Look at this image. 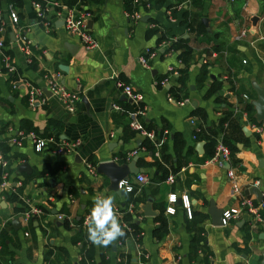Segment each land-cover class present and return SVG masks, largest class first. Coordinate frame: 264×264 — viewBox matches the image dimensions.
Segmentation results:
<instances>
[{"label": "crops", "instance_id": "1", "mask_svg": "<svg viewBox=\"0 0 264 264\" xmlns=\"http://www.w3.org/2000/svg\"><path fill=\"white\" fill-rule=\"evenodd\" d=\"M34 1L19 0V7L12 5L18 27L31 42L28 60L17 43L10 41L9 35L14 38L16 30L3 12L4 51L14 72L8 74L0 63V154L7 164V185L0 189V264H261L264 234L260 226L250 224L249 217L241 213L226 226L214 227L206 210L210 200L217 210L227 211L250 199L264 217V121H255L251 105L256 99L253 84L264 93V0H160L158 5L154 0H132L130 11L125 8L126 0H44L42 20L48 24L47 30L36 18ZM53 3L88 14L85 24L97 42L96 50H85L65 33ZM134 12L139 15L135 23L125 16ZM184 15L186 22H192L190 31ZM253 17L257 22L250 34ZM242 29L246 36L238 40ZM172 44L190 49L185 64L178 59L180 51L170 48ZM145 49L157 51L148 61V69L137 62ZM168 68L176 75L168 73ZM202 68L207 75L198 80ZM179 70L185 71L182 88L177 83ZM10 75L15 76V88L10 86ZM46 79L76 94L73 113L50 96L34 108L27 106L25 84L46 90ZM117 82L142 95L145 128L157 135L161 129L166 133L162 151L166 162L160 153L157 159L141 150L146 141L128 128L127 113L137 106L121 94ZM213 82L220 86L207 97L205 91ZM169 90L176 92L179 101L187 102L179 106L167 101V97L175 99ZM247 105L250 112L244 110ZM196 110L203 113L204 122L198 120ZM226 110L239 116L245 112L247 120L252 118L261 129L256 134L238 119L246 145H235V162L229 163L239 190L234 196L223 168L211 159L201 161L206 140L194 134L199 124L204 130L216 126ZM10 129L54 142L77 140L80 145L70 154L53 153V145L35 152L28 139L19 146L10 143ZM122 135L130 137L123 141ZM133 151L136 153L129 156ZM134 157L147 181L138 184L135 176H129L127 183L136 188L132 195L136 201L128 204V193L110 191L107 178L95 168L108 161L127 164ZM155 163L166 170L164 178ZM23 164L28 166L27 172L19 169ZM87 166L94 169V176ZM167 176H172V184L165 181ZM250 188L259 190V201L254 194H245ZM170 194L175 195L171 215L165 213ZM96 195L114 196L120 222H124V212L129 214L139 229L138 238L124 222L127 236L115 242L113 252L111 246L98 247L89 241L83 220ZM181 196L189 202L191 220L181 206ZM24 199L41 209L40 218L24 220ZM128 205L132 206L129 212ZM146 206L153 216L144 215ZM159 216L165 232L157 239L155 219ZM195 228L202 231L203 247L194 257L189 244Z\"/></svg>", "mask_w": 264, "mask_h": 264}, {"label": "built area", "instance_id": "2", "mask_svg": "<svg viewBox=\"0 0 264 264\" xmlns=\"http://www.w3.org/2000/svg\"><path fill=\"white\" fill-rule=\"evenodd\" d=\"M228 1L232 2L233 0H228ZM51 5L52 7H55L56 9L58 8L56 11V17L61 18L62 27L68 36H72L76 38L79 41V43L82 45V47L87 51H94L98 48L97 42L89 34L88 29L85 24V20L88 17L87 13H77L72 9H67L64 7L59 8V6L56 3H53ZM33 6L36 10L37 20L42 22L41 24H42L43 29L47 30L48 24L46 22H43L42 20V17L46 9L41 10L40 6L34 3H33ZM4 11L6 13V18L8 22L12 26H14L16 30V34L14 35V42L17 43L20 52L25 56V59L27 60L31 56V53H30L31 42L25 37L24 29L22 27L17 26L18 24L17 12L12 8L11 5L2 7L0 3V63L7 73L11 74L12 72H14V67L10 61L9 56L4 53L5 52L4 42H3L4 31H5V22L3 19ZM125 16L134 23L137 22V20L139 19V15L136 12L130 15H125ZM245 36H246V31L242 29L237 39L238 40L243 39ZM156 52H157L156 50L150 51L148 49H145L143 53L137 57V62L142 68L148 69L149 68L148 61L155 57ZM167 71L168 73H171L172 75H176V73L170 68H168ZM164 82L165 80L160 81V85H163ZM25 86L27 88L26 101H27V106L29 108H34L38 104H43L45 102L46 97H44L40 89L31 87L30 85H26V84ZM116 86L117 88H119L121 94L124 97L129 99L131 102H133L137 106L136 110L127 113V116L129 118V122H128L129 130L133 132L139 138L145 141H148L153 147L152 155L155 158L159 159V150L163 146L164 142L166 141V133L163 132L159 136L153 130H147L145 128L141 120V117L144 115V112H145V107L140 106V104H142V101H143V97L140 93L134 92L130 85H124V84L117 82ZM45 89L47 92H49L50 97H54L57 100L61 101L64 104L66 110L69 113H73L74 111L73 105L76 101H78L76 94L67 92L57 82L51 79H46ZM243 99H246V97L243 96ZM167 101L174 102L175 100L172 99L171 97H167ZM186 102H187L186 100L175 101V103L179 106L184 105ZM240 117L246 122L247 126H249L250 129H252L256 134H259L261 132V129L257 125L247 120V114L245 112H240ZM189 122L190 124H193L194 121L191 120ZM202 129H203V125L196 126L194 134L199 133ZM8 132L11 136L10 143L16 146H19L22 140L28 139L29 142L32 144L33 150L35 152H40L47 145H53L54 146L53 153L70 154L74 152V150L80 145V142L77 140L73 142H63V141L54 142L51 138L41 139V138L36 137L32 133L24 134L20 131H14L11 129L8 130ZM194 138L195 136L193 135L192 139ZM141 150L143 152H146L145 148H142ZM135 153L136 152L133 151L132 153L129 154V156L134 155ZM211 161L216 163L220 168H223V170L225 171L227 180L231 183L230 194L234 196L237 193H239L237 185L234 182L232 170L229 168L230 152L227 149V147L223 145V143L221 142V139H217L216 142L214 143V149H213ZM224 164H227L228 168H224ZM87 167H88L89 173L92 176H94L95 175L94 169L90 168L89 166ZM6 168H7V164L0 154V170H1L0 189L4 188L7 185L6 183L7 173L5 172ZM135 180L138 184H145L147 181L146 178L141 174L136 175ZM165 181L168 184H172L173 183L172 176H167ZM121 182H119L118 185L121 184ZM123 184H124V192L130 193L132 191V188L130 187V185L127 182H123ZM180 199H181V206L185 210L187 218L190 219L191 214H190L189 202L186 196H181ZM167 203L169 204V206L165 209V213L171 215L174 213V209H173V204H175L174 194H170L167 196ZM22 204L25 208V211L23 212V217L25 221L29 219H38L43 214L41 209L35 206H32L29 203V201L25 199L22 201ZM258 206L262 207V202H260ZM131 208L132 206L128 205V212H129V209ZM241 213H244L246 216L249 217L250 224L260 226L264 234V217L260 216L259 212L257 211L256 206H253V203L250 199H243L240 201L237 208L224 211L222 214L221 225L226 226L231 219L236 218ZM88 216L84 218L83 224H85V221L88 218ZM59 218L60 217H58V219ZM121 225L124 227V229L127 228L124 222L121 223ZM136 246L138 249L139 245L136 244Z\"/></svg>", "mask_w": 264, "mask_h": 264}, {"label": "trees", "instance_id": "3", "mask_svg": "<svg viewBox=\"0 0 264 264\" xmlns=\"http://www.w3.org/2000/svg\"><path fill=\"white\" fill-rule=\"evenodd\" d=\"M131 1L132 0H126L125 2V8L130 11L131 8ZM148 3L151 2V0H146ZM200 0H190V2H194V3H198ZM2 2V3H1ZM0 3L2 5H4L5 7L7 5H13L15 7H19L20 6V2L19 0H0ZM160 3V0H154V5H158ZM34 4H38L41 8V10H45V1L44 0H36L34 1ZM135 8V7H134ZM185 20L184 22L186 23V26L188 27L187 29H189V31L192 29V22H186V15H184ZM190 17H192V15H190ZM4 19V18H3ZM199 25V22L197 23ZM17 26H19L17 24ZM170 48L172 50H179L180 51V55L178 56V59L180 60L181 63L185 64L186 63V59L187 57H189L190 55V49L188 47H181V45H177V44H172L170 46ZM5 54H7L6 52H4ZM179 76L177 77V83L179 84L180 88H182L184 86V79H185V71L184 70H179L178 71ZM207 72L204 70V68L201 69V75L199 77L198 80H205L206 78V74ZM184 75V76H183ZM15 80V76L14 75H10L9 77V81H10V86H13L14 88L16 87L15 84H13L12 82H14ZM220 86L219 83H212L205 91V96H210L211 94H213L215 92V90ZM178 92V91H177ZM167 93H169L171 96H173L175 99V101H179L178 98L176 97V92L169 90ZM216 99V98H215ZM217 100V99H216ZM215 100V101H216ZM245 111H251L252 108L247 105L246 108H244ZM194 114L198 117V120H200L201 122H204V115L203 113H201L199 110H196L194 112ZM239 114H234L231 110H226L223 111L222 117L218 120L217 125L210 128V129H202L200 133H198L196 135V138L201 140L204 139L206 140V143L204 145V155L201 159L202 162L211 159L212 154H213V149H214V137H216L217 135L221 134L222 138H221V142L223 143V145H225L227 147V149L230 152V162L234 163L235 161L233 160V155L236 151L235 149V145L236 144H243L246 145V139L243 137L240 127H239V123H238V119H239ZM252 123L256 124L254 122V120L252 118H249ZM226 125V126H224ZM200 126V124H199ZM147 130L149 129L148 127L146 128ZM163 129H161L159 135L162 134ZM2 133V132H1ZM127 137H130V135H122L121 139L123 141L127 140ZM1 142H0V147H1ZM143 147L145 148L146 151H150L151 153L153 152V147L152 145L146 141L143 144ZM165 145L163 144V146L160 148L159 153L162 154L161 158L163 160V162H166V158L162 151H164ZM124 159V156H122L120 158V160ZM90 162V164L92 163V160H88ZM158 163H155V166L157 168V170H161L162 171V175L161 178H164L167 174L166 170H164L161 166L157 165ZM161 180V179H160ZM132 191L128 194H126L128 196V198H130L128 200V204L129 203H134L136 201V199L134 200L132 198L133 193L135 192L134 190H136V188L133 186L131 187ZM193 219L192 215L190 216V220ZM202 219H204V217H202ZM201 219V220H202ZM121 220L124 221L127 226L130 228L132 235L135 237L136 235H138L139 229L137 228L136 224L131 222V216L127 213H123L121 216ZM156 222L158 224L156 231H154V237L159 239L160 237H162V235H164L165 232V225H164V221L162 220V218L159 216L156 219ZM125 231V230H124ZM194 235L191 238L190 244H189V253L192 256H197L198 252H200V250H202L203 247V238L201 235V229L199 228H195L192 229ZM127 232L125 231V235L124 237L120 238L117 242H121L126 236ZM138 238V236H136ZM110 247V246H109ZM191 258V256H189V259ZM121 264V263H119ZM123 264H128L127 261H125ZM144 264V263H142Z\"/></svg>", "mask_w": 264, "mask_h": 264}, {"label": "water", "instance_id": "4", "mask_svg": "<svg viewBox=\"0 0 264 264\" xmlns=\"http://www.w3.org/2000/svg\"><path fill=\"white\" fill-rule=\"evenodd\" d=\"M201 22L202 24H205V20H202ZM249 22L251 26L250 34H253V31L255 29V25L257 22V18L253 17L249 20ZM9 39L12 43L14 42L12 33L9 35ZM210 79H212V77H210ZM252 88H253L254 93L256 94V99L251 104L255 112L254 119L257 123H260L264 121V93H263V89H261L255 84L252 85ZM41 92L43 93L45 97L50 95L49 92H47L46 90H41ZM136 160H137V157H134L131 159L129 163L123 164V165H117L112 161L102 162L96 166L95 172L98 175H101L107 178L109 182L110 191L114 192L117 195H122L124 193V189L123 190L119 189L118 183L121 181L127 182L130 175L136 176V175H140L141 173H143L142 169H139L135 166ZM224 168H228V165L224 164ZM19 169L24 172H27L28 166L26 164H23L19 167ZM247 193L254 194L256 196L257 201H259L261 198V193L259 192L257 188H250L245 194ZM223 212H224L223 210H217L215 208L212 200L209 201L206 213L210 219V224L212 226L214 227L221 226V219H222ZM143 213L145 216H153V214L150 211V207L148 206H146L143 209ZM15 223H17L16 220H15ZM114 250H115V243L111 245V251L113 252ZM261 264H264V260L262 261Z\"/></svg>", "mask_w": 264, "mask_h": 264}, {"label": "clouds", "instance_id": "5", "mask_svg": "<svg viewBox=\"0 0 264 264\" xmlns=\"http://www.w3.org/2000/svg\"><path fill=\"white\" fill-rule=\"evenodd\" d=\"M118 188L124 189L123 182ZM85 224L89 241L98 247H109L125 235L117 213L115 198L111 195H96L93 198L92 208Z\"/></svg>", "mask_w": 264, "mask_h": 264}]
</instances>
